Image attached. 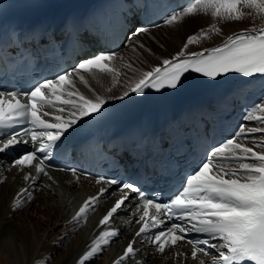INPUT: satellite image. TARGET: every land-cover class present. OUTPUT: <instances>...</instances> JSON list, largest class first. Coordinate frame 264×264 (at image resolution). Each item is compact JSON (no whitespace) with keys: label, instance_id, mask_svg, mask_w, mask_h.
I'll use <instances>...</instances> for the list:
<instances>
[{"label":"snow or ice","instance_id":"1","mask_svg":"<svg viewBox=\"0 0 264 264\" xmlns=\"http://www.w3.org/2000/svg\"><path fill=\"white\" fill-rule=\"evenodd\" d=\"M244 9L251 11L245 12ZM198 13H210L213 19L227 21H240L253 13L264 18V0H188L180 11L168 16L165 23L173 25ZM147 31L146 28H139L136 34ZM209 31L219 33L220 28L213 24L207 30L201 29L199 33L188 36L183 48L175 56L170 60H163V67L144 72L130 91L143 94L148 88L157 92L166 88L177 89L182 86L185 74L190 72L213 80L228 73H239L246 77L264 75V27L228 36L220 46L186 54L185 50L190 45L199 43L202 38H207ZM113 58L114 53L100 52L82 60L70 72L43 79L28 91H0V128L26 124L23 136L28 137L24 139L19 132L11 134L0 141V154L21 144H38L31 151H25L14 158L12 162V167L21 170L35 168L37 175L25 173L24 181H34L40 175L48 176L46 162L51 158L53 149L60 147L62 138L69 129L82 118L101 113L106 103L99 96L95 99L84 96L75 88L70 78L75 73L81 83L87 86V80L81 73L96 70L115 77L117 70L111 65ZM66 88L71 90L65 91ZM128 95L129 92L126 91L123 96L115 99H123ZM56 105H61V113L68 107L73 109L68 113V119L62 115H56L54 121L49 119L51 114L45 108ZM244 119L259 121L260 126L248 128L241 125L234 138L214 148L205 161L186 176L182 190L173 195L168 203H159L144 197L133 183L121 185L122 193L125 190L137 193L142 202V211L137 222L143 223L136 236L147 232L151 227H162L164 221L160 217L166 216L168 220L175 218L185 221L190 227L173 223L166 230L155 233L151 243L159 253L185 241L192 245L190 256L194 260L199 259L198 254L207 255L206 248H212L217 250L218 256L212 259L211 264H264V138L249 140L248 143L253 147L240 142L241 137L247 139L255 133L264 134V100L255 105ZM254 148L260 150L256 151ZM72 175L77 176L75 169L72 170ZM48 178L52 179L51 176ZM102 180L109 186L120 184L117 179L104 180L103 177L97 179L96 183H101ZM105 191L107 189H101V193ZM32 199L29 188L20 189L12 202V210L22 208L24 203ZM97 199L96 196L89 197L73 220L86 219ZM127 199V194L117 199L99 223L106 225ZM149 209L154 211L150 213ZM190 232L204 234L210 239L186 240V234ZM118 234L116 230L101 231L92 242L90 250L79 258L77 264H86L96 257L103 250V246L111 242L110 238ZM212 240L218 243H211ZM134 243L133 241L128 244L123 255L114 264H123L126 259L136 254ZM199 264L208 262L200 259Z\"/></svg>","mask_w":264,"mask_h":264},{"label":"bare ground","instance_id":"2","mask_svg":"<svg viewBox=\"0 0 264 264\" xmlns=\"http://www.w3.org/2000/svg\"><path fill=\"white\" fill-rule=\"evenodd\" d=\"M248 10L244 9L245 12ZM210 18V13L196 14L185 18L182 22L165 24L140 33L119 50L121 54L119 59L112 60L113 67L117 70L114 78L113 75L110 76L112 78L107 77L110 73H81L87 80L85 86L77 75H73L71 79L75 88L90 99H95L97 96L105 99L109 95L105 99L106 102L114 101L115 97L123 96L124 92H131L130 88L144 72L151 71L155 67H163V60H170L175 56L183 48L188 36L194 35L197 27H204V22ZM242 20L247 27H242L241 20L234 21L233 27H227L222 35L219 36L217 33L219 37L208 38L209 43L206 45L198 43L190 45L191 48L200 47L199 50L191 52L217 47L221 42L226 41L228 36L264 27V18L255 14L245 16ZM185 51L186 54L189 53L188 50ZM128 65L131 67H127ZM56 111L59 115L69 117L68 113L73 109L68 107L63 113L59 108ZM245 143L253 147L248 140ZM254 150L260 149L254 148ZM46 171L48 176L52 177L51 180L48 176L40 175L34 181L32 179L24 181L25 173L37 175L35 169L23 171L19 168H8L0 154V181H2L0 182V264H38L41 261L45 264H77L79 258L90 250L92 242L101 231L114 229H118L119 234L111 237V242L103 246V250L86 264H114L125 245L133 241L136 254L126 259L123 264H199L200 259L204 260L201 254H198L199 259H192L184 246L166 248L164 253L157 252L146 237L136 236V227L129 218L116 217L106 225H101L99 222L111 204L106 198L95 202L98 203L97 207L93 206L88 211L86 219L74 221L73 217L84 202L96 192V187L88 179L80 178L75 181L68 174ZM22 188H29L33 199L24 203L22 208L12 210V202ZM34 213L38 214L39 218L33 219ZM55 225L60 227H53Z\"/></svg>","mask_w":264,"mask_h":264},{"label":"rangeland","instance_id":"3","mask_svg":"<svg viewBox=\"0 0 264 264\" xmlns=\"http://www.w3.org/2000/svg\"><path fill=\"white\" fill-rule=\"evenodd\" d=\"M250 10H248L247 12H249ZM198 14H202V13H198ZM203 15H205V14H203ZM254 15V14H253ZM253 15H250V16H253ZM185 18H187V17H185ZM184 18V19H185ZM189 19V18H188ZM214 23H216V25H217V27H219L220 28V32L218 33V35L220 36V35H222L223 34V32H224V30H226L227 29V27H233V25H234V21H227V20H219V19H213V17L211 16V18L210 19H208V21H205L204 22V27H197L196 29H195V32L196 33H199L200 32V29H205V30H207V29H209V27L211 26V25H213ZM241 23H242V27H247V24H244L245 22L243 21V20H241ZM208 24V25H207ZM224 25V26H223ZM232 25V26H231ZM194 32V34H196ZM217 33H215V32H211V31H209L208 32V36H207V38H202L201 40H200V42L198 43V44H200V45H203V44H207V43H209L208 42V38H211V39H215V38H217ZM218 36V37H219ZM187 40H185V42H186ZM193 45V44H192ZM190 47V46H189ZM196 48H188L187 50L189 51V52H191V51H197V50H199L200 49V47H198V46H195ZM199 48V49H198ZM193 49V50H192ZM110 76H112V74H109V76H107V77H109V78H112V77H110ZM114 78V77H113ZM108 79V78H107ZM109 95H107L106 96V98L105 99H107V97H108ZM39 215L38 214H36V213H34L33 214V219H36V218H39L38 217ZM41 220L43 221V217H41ZM43 222H45V219H44V221ZM53 227H57V225H55V226H53ZM58 227H60V226H58ZM57 227V228H58Z\"/></svg>","mask_w":264,"mask_h":264}]
</instances>
